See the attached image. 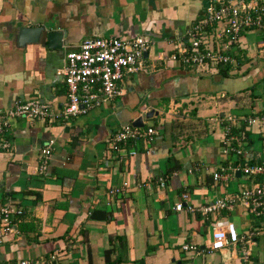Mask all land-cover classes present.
Segmentation results:
<instances>
[{
	"label": "crops",
	"instance_id": "1",
	"mask_svg": "<svg viewBox=\"0 0 264 264\" xmlns=\"http://www.w3.org/2000/svg\"><path fill=\"white\" fill-rule=\"evenodd\" d=\"M204 1L0 0V109L32 97L51 112L60 109L66 97L59 73L64 53L85 37L146 34L151 40L146 67L126 74L112 100L66 120L10 121V146L0 151V204L10 201L22 213L14 218V231L0 235V262L264 264V215L249 213L241 203L215 215L186 209L252 182L238 170L226 182L214 180V169L264 156V127L256 125H241L239 153L222 151L228 127L237 129L227 115L264 112V31L239 33L241 46L232 45L228 53L240 63L230 65L226 77L168 58L173 39L199 18ZM48 30L62 32L59 48L46 46ZM150 109L156 114L143 117ZM138 116V128H156L153 139L110 149L107 137ZM49 140L51 153L41 172L40 153ZM123 182L118 195L106 193ZM177 201L184 204L181 210L173 208ZM214 216L232 222L239 235L257 231L246 257L240 240L207 250ZM183 244L197 249L183 250Z\"/></svg>",
	"mask_w": 264,
	"mask_h": 264
},
{
	"label": "built area",
	"instance_id": "2",
	"mask_svg": "<svg viewBox=\"0 0 264 264\" xmlns=\"http://www.w3.org/2000/svg\"><path fill=\"white\" fill-rule=\"evenodd\" d=\"M247 29L264 31V0H208L207 5L198 19L185 30L180 37L173 39L168 58L179 65L198 71H216L218 65H235L237 59L228 53L232 45L241 46L239 33ZM151 40L146 34L133 37L94 36L83 38L77 48L67 50L63 56V66L59 73L66 86L65 101L55 112L48 109L46 102L37 98H28L13 103L6 109H0V151L6 152L10 146L8 129L10 121L15 118L28 120L40 119L51 122L53 119L66 120L77 114L87 113L90 109L99 107L120 94L119 83L123 77L132 72L143 70ZM230 124H236V131L229 127L222 138V151L225 154L240 152L243 141L241 125H256L264 127V112L247 117L227 115ZM157 134L156 128L145 126L133 127L130 124L121 126L107 137L110 149L119 151L120 145L127 141L141 140L149 143ZM235 143V145H233ZM52 141L49 140L41 149L38 171H44L47 159L51 153ZM235 170L251 178L250 186H244L236 193L216 198L202 206L186 205V209L198 210L202 215H215L220 210H229L236 203H241L247 211L255 216L264 215V156L253 163H244L239 167L222 165L212 171V178L226 182L229 172ZM163 186V178H159ZM126 186L109 187V196L118 195ZM186 193L181 194L184 201ZM181 201L174 203V210H181ZM22 213L19 205L10 201L0 204V235L14 231V218ZM210 238L207 250H222L228 244L243 241L246 257L253 243L255 230L239 235L232 222L220 217L209 221ZM183 250H196L194 244H183ZM55 256L50 255V259ZM0 264H43V261L21 258Z\"/></svg>",
	"mask_w": 264,
	"mask_h": 264
},
{
	"label": "water",
	"instance_id": "3",
	"mask_svg": "<svg viewBox=\"0 0 264 264\" xmlns=\"http://www.w3.org/2000/svg\"><path fill=\"white\" fill-rule=\"evenodd\" d=\"M207 5V0L204 1V3L202 4L203 7H205ZM34 31V33L38 32V29H34L31 30ZM61 36H62V32L60 31H52V30H48L44 32V38L46 41V46L47 47H52V48H59L61 46ZM143 56H146V52L143 53ZM156 114V111H153V109H150L148 112H145L143 114V117L147 118L149 116H151V113ZM131 125L134 127H140L143 125L142 122V116H138L136 118H134V120L131 122Z\"/></svg>",
	"mask_w": 264,
	"mask_h": 264
},
{
	"label": "trees",
	"instance_id": "4",
	"mask_svg": "<svg viewBox=\"0 0 264 264\" xmlns=\"http://www.w3.org/2000/svg\"><path fill=\"white\" fill-rule=\"evenodd\" d=\"M231 54L234 55V56L236 57V59L238 60V63H240V61H239L237 55L234 54V53H232V52H231ZM236 62H237V61H236ZM229 69H230V65H228V64H225V65H218L217 73H218V75L221 76V77H224V76L226 77V76H228V71H229ZM116 261L118 262L119 260L116 259L115 261L107 262V263H105V264H114Z\"/></svg>",
	"mask_w": 264,
	"mask_h": 264
},
{
	"label": "rangeland",
	"instance_id": "5",
	"mask_svg": "<svg viewBox=\"0 0 264 264\" xmlns=\"http://www.w3.org/2000/svg\"><path fill=\"white\" fill-rule=\"evenodd\" d=\"M244 35V34H243ZM245 37H246V35H245ZM247 39H248V36H247ZM253 39V38H252Z\"/></svg>",
	"mask_w": 264,
	"mask_h": 264
}]
</instances>
